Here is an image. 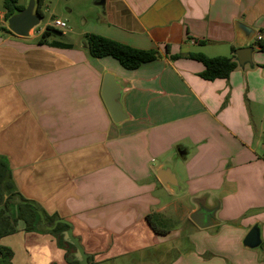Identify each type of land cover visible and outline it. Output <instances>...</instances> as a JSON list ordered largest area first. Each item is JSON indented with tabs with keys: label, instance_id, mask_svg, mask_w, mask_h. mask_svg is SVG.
<instances>
[{
	"label": "crops",
	"instance_id": "0c3cea01",
	"mask_svg": "<svg viewBox=\"0 0 264 264\" xmlns=\"http://www.w3.org/2000/svg\"><path fill=\"white\" fill-rule=\"evenodd\" d=\"M48 5L43 0L42 17ZM102 6L80 41L48 36L69 48L37 43L49 22L28 37L0 26V155L17 190L68 223L86 264H203L197 255L204 248L194 252L191 238L204 228L188 218L198 200L216 207L213 244L222 261L213 264H264V249L242 244L254 224L264 243V52L254 44L257 35L264 40V0ZM237 22L255 31L253 66L203 79V64L187 54L231 56L245 46ZM87 33L158 49L159 57L125 69L110 56H89ZM105 72L121 86L127 118L118 124L101 97ZM177 158L178 190L155 174L161 164L175 170ZM181 194L190 196L189 205L174 197ZM148 217L165 232L153 231ZM16 227L0 239L13 251L12 264H69L51 234L25 231L19 220Z\"/></svg>",
	"mask_w": 264,
	"mask_h": 264
},
{
	"label": "trees",
	"instance_id": "16d2710c",
	"mask_svg": "<svg viewBox=\"0 0 264 264\" xmlns=\"http://www.w3.org/2000/svg\"><path fill=\"white\" fill-rule=\"evenodd\" d=\"M19 1L20 0H2V8L5 13L3 18L0 17V26H2L1 28L4 31L10 34L12 33L4 26L3 22H5L10 15L24 7ZM42 4L43 0H38V12L40 13V6ZM55 31L60 32L61 30L46 25L43 32L39 35L37 43H47L50 46L62 48L71 47L70 44L61 41H47L48 36ZM254 44L257 46L258 50L264 52V40L255 39ZM84 45L89 56L93 58L110 56L116 59L123 68L129 70L136 69L142 63L155 60L159 57L158 49H139L94 33H87L84 36ZM180 56L181 55H174L171 56V58ZM187 56L203 64L204 69L199 73V76L205 80L227 78L230 72L237 68V63L234 60L233 54L231 56L209 57L201 52H193L187 54ZM12 204H14L17 209V214L15 216L12 215ZM18 220L21 221L25 231L51 234L56 239L57 245L65 250V258L69 264H79V262L73 258V245L63 239V232L70 228L68 223L64 222L57 214L48 215L46 211L39 207L34 201L22 196L13 181L7 158L0 155V239L3 236L16 232V222ZM148 221L153 231L157 233L165 232V230L156 227L149 220V217ZM261 246L264 248L263 242ZM12 256L13 251L11 248L0 243V264H12Z\"/></svg>",
	"mask_w": 264,
	"mask_h": 264
},
{
	"label": "water",
	"instance_id": "95a60500",
	"mask_svg": "<svg viewBox=\"0 0 264 264\" xmlns=\"http://www.w3.org/2000/svg\"><path fill=\"white\" fill-rule=\"evenodd\" d=\"M94 2L97 5H103L104 0H94ZM41 19L42 14L38 12V0H29L27 5H24L22 9L16 11L6 19L5 26L15 35L28 37L31 35L33 29L40 23ZM235 28L238 33L243 35L245 46L236 48L233 51L234 60L240 68H244L245 66L252 67L253 46L250 45V42L255 31L241 22L235 23ZM101 97L113 123H121L127 118V114L123 111L120 100L121 86L115 76L110 72H105L103 75ZM155 174L164 186L176 188V190L179 189L176 173L170 165L161 164L156 168ZM215 212L216 207H210L203 201L198 200L196 202V208L189 213L188 218L197 227L207 228L216 224L214 218ZM63 239L73 245V255L79 264H86V255L78 239L72 235L70 228L63 232ZM242 244L244 247L250 249L259 248L261 246L262 240L260 237V229L257 224L250 227L242 239Z\"/></svg>",
	"mask_w": 264,
	"mask_h": 264
},
{
	"label": "rangeland",
	"instance_id": "374dc122",
	"mask_svg": "<svg viewBox=\"0 0 264 264\" xmlns=\"http://www.w3.org/2000/svg\"><path fill=\"white\" fill-rule=\"evenodd\" d=\"M28 1L29 0H21V3L23 5H27ZM47 2L49 5L48 7H43V17L40 23L37 25V28L40 29L46 22L51 23V20L53 19L52 17L54 15L60 16V18L66 20L64 21L66 22L67 27L63 28L60 32H52L51 37L61 38L70 42L80 41L82 37L78 36V34L81 32V30L89 29L90 25L95 24L98 21L99 16H101L103 13V6L95 4L94 0H47ZM54 4H56L55 7H53ZM67 7L70 8V11H67ZM62 34L63 36L65 35V38L62 36ZM178 159L179 158L176 159L178 166H175L174 172L178 175H181L180 172L182 164ZM154 164H156V162ZM165 196L166 199L173 198V195L171 194L169 195L166 193ZM174 197L178 199L179 203H183V205L190 204V196L186 194H181ZM173 221V219L168 220L169 226L176 224L173 223ZM221 224L228 225L231 224V222H221ZM217 229V226L200 229L195 231L194 234L201 231L204 233V235H193L191 238L192 249L194 252L198 251V247L204 248L203 251L198 252L197 255L203 264H213L215 261H222V258L216 254L219 252V248L213 244L216 241V237L219 236ZM219 241L221 240L219 239ZM258 249L259 251H262L264 248L260 246ZM212 254H214V256H212Z\"/></svg>",
	"mask_w": 264,
	"mask_h": 264
},
{
	"label": "built area",
	"instance_id": "2783aa9c",
	"mask_svg": "<svg viewBox=\"0 0 264 264\" xmlns=\"http://www.w3.org/2000/svg\"><path fill=\"white\" fill-rule=\"evenodd\" d=\"M51 27H54L56 29H63L67 26L66 22L64 20H61L59 18H53L50 23ZM256 39H260V36L257 35Z\"/></svg>",
	"mask_w": 264,
	"mask_h": 264
},
{
	"label": "flooded vegetation",
	"instance_id": "af4514ba",
	"mask_svg": "<svg viewBox=\"0 0 264 264\" xmlns=\"http://www.w3.org/2000/svg\"><path fill=\"white\" fill-rule=\"evenodd\" d=\"M41 10V9H40Z\"/></svg>",
	"mask_w": 264,
	"mask_h": 264
}]
</instances>
